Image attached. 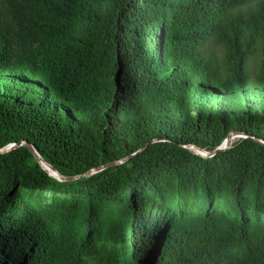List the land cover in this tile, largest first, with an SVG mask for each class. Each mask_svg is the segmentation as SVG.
I'll return each instance as SVG.
<instances>
[{"label":"trees","instance_id":"16d2710c","mask_svg":"<svg viewBox=\"0 0 264 264\" xmlns=\"http://www.w3.org/2000/svg\"><path fill=\"white\" fill-rule=\"evenodd\" d=\"M20 141L76 177L0 153V264H264V0H0V149Z\"/></svg>","mask_w":264,"mask_h":264},{"label":"rangeland","instance_id":"374dc122","mask_svg":"<svg viewBox=\"0 0 264 264\" xmlns=\"http://www.w3.org/2000/svg\"><path fill=\"white\" fill-rule=\"evenodd\" d=\"M245 135L242 133L235 134V136L232 139L231 144L237 140L238 138L244 137ZM26 193L35 194L37 196H40L43 198L47 203H55L59 202L60 200L69 199L72 196L69 194H63V193H55V192H46V191H40V190H24ZM202 192L195 193L193 190H184V189H177L174 193L167 192L165 193L166 200H169L175 204V208L180 213L181 210L187 212L192 210H199L202 208H206L209 205L205 203V205L202 204ZM157 196V195H156ZM204 203V202H203ZM211 208L214 209H220L224 211L228 216H230L233 219H240L241 216L236 214L235 212L231 211L229 208L225 206L224 203L220 202L218 199L215 200L214 204ZM258 214H260L258 212ZM247 215H253L251 211L247 212ZM264 217V213L260 214ZM118 247V245H117Z\"/></svg>","mask_w":264,"mask_h":264},{"label":"water","instance_id":"95a60500","mask_svg":"<svg viewBox=\"0 0 264 264\" xmlns=\"http://www.w3.org/2000/svg\"><path fill=\"white\" fill-rule=\"evenodd\" d=\"M238 133H242V132H239V131H234V132H230L228 134V136L223 140V142L214 150H206L204 148H201V147H197V146H190L189 148L196 154L200 155V156H203V157H211L213 156L218 150H225L227 148H229L231 146V137L234 136L235 134H238ZM245 135V133H243ZM19 145H24L26 147H28V149L31 151V153L34 155L35 159L38 161V163L41 165V167L47 171V173L58 179V180H65V179H72V178H75L76 176H71V177H68V176H65V175H62L54 166H52V164H50L48 161H46L45 159H43L40 154L38 153V151L30 144L28 143L27 141H20L18 143H11L9 145H7L6 147L0 149V153H3V152H7V151H10L14 148H16L17 146ZM117 162H120V160L118 161H115L113 163H117ZM110 165V164H108ZM107 164L105 165H101V166H98V167H95L85 173H83L84 175L87 174V173H92L94 171H97V170H100L104 167H106ZM50 171H53L54 174L50 173Z\"/></svg>","mask_w":264,"mask_h":264},{"label":"bare ground","instance_id":"6f19581e","mask_svg":"<svg viewBox=\"0 0 264 264\" xmlns=\"http://www.w3.org/2000/svg\"><path fill=\"white\" fill-rule=\"evenodd\" d=\"M234 136H235V135H234ZM234 136H232V137H231V142H232V139H233V137H234ZM50 173L54 174V172H53V171H50Z\"/></svg>","mask_w":264,"mask_h":264}]
</instances>
